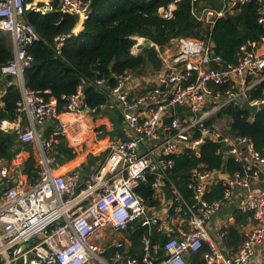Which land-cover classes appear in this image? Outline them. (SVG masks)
Listing matches in <instances>:
<instances>
[{"label":"built area","instance_id":"2783aa9c","mask_svg":"<svg viewBox=\"0 0 264 264\" xmlns=\"http://www.w3.org/2000/svg\"><path fill=\"white\" fill-rule=\"evenodd\" d=\"M181 1L160 7L158 16L171 20ZM190 2L191 16L210 29L218 20L255 3L257 22L264 31V0H220V9H199L197 0ZM25 12L72 14L86 21L90 8L81 0H0V33L12 43V59L0 66V76H11L20 92L16 123L9 128L0 126L15 130L23 143L33 144L38 151L33 184L26 183L21 172L13 180L0 157V264H187L185 255L199 252L204 244L208 247L203 254L205 264H248L256 248L264 244V187L253 189L264 178V153L257 152L250 139L229 134L228 125L217 115L236 106L248 109L253 121L255 113L264 109V36L242 45L230 65H223L216 54L212 57L214 44L209 39L173 38L164 47L143 39L157 53V71L144 77L128 72L116 76L115 86L107 87V103L97 108L84 101L80 88L71 96H62L59 106L57 99H45L25 87L24 74L32 65L28 50L38 40L23 20ZM69 37L56 39L58 53ZM134 40L132 54L140 44L138 38ZM255 90L257 97L252 95ZM112 105L118 106L129 137L110 145L86 181L77 173L55 175L48 150L66 131L58 125L45 139L41 127L57 122L62 113L94 115ZM179 106L183 109L178 113ZM22 116L23 127L19 124ZM206 143L221 145L216 153L239 164L241 172L227 176L197 166L190 173L191 198L187 200L167 180V173L174 156L192 152L199 157ZM149 177L153 178V198L159 202L156 207H150L137 191L149 183ZM216 184L221 185L222 196L208 203L206 197ZM163 186L171 193L168 201ZM235 189L244 192L239 212L250 215L254 224L240 246L224 255L207 223ZM162 206L167 211L163 219L158 215ZM168 222L181 226L171 235ZM134 226L147 230L140 259L127 247ZM153 233H166L168 239L162 245L153 242Z\"/></svg>","mask_w":264,"mask_h":264},{"label":"trees","instance_id":"16d2710c","mask_svg":"<svg viewBox=\"0 0 264 264\" xmlns=\"http://www.w3.org/2000/svg\"><path fill=\"white\" fill-rule=\"evenodd\" d=\"M30 1V0H27ZM89 3L90 14L86 21H81L72 14L50 13L44 16L25 12L23 20L35 31L38 40L29 48L32 57L31 68L25 71V87L41 94L45 99L55 98L59 106L62 96L68 97L82 90L84 101L92 108L105 105L108 101L107 87H114L115 77L125 72L141 75L144 67L153 72L160 68L157 53L149 44L142 46L136 54L131 49L136 44L134 38L164 47L170 40L190 37L198 40H211L214 52L223 65L234 64L239 48L248 41L258 42L264 31L257 22L258 14L255 3H249L233 15L216 22L208 28L195 21L190 14V0L177 4L174 17L163 20L158 16V9L167 6L172 0H81ZM199 9H220V0H197ZM69 35L62 42L59 53L56 50L57 38ZM245 42V43H244ZM12 59V43L8 36L0 33V66ZM104 81L98 85L97 81ZM264 88V83L262 85ZM258 91L252 95L257 97ZM20 100L18 87L13 84L6 89L2 98L4 106L0 108V122L14 121L17 117V103ZM237 110L240 114L236 116ZM257 115V116H256ZM248 109L229 106L217 115L228 125V133L248 138L257 152L264 153V109L255 113L250 121ZM58 126L55 122L53 128ZM47 130V129H46ZM14 138V139H13ZM63 137H60L61 140ZM15 137L4 133L0 126V157L10 163L19 152ZM221 145L206 143L200 147L199 157L192 152H184L173 157V167L167 173V180L173 183L179 192L190 200L188 189L191 170L199 165L213 172H225L232 176L241 172V166L231 159H224L216 151ZM32 160L26 163L22 171L29 177L34 176L30 167ZM180 180V181H179ZM141 185L138 192L144 196L150 207L159 206L154 200L150 184ZM223 189L220 184L213 186L206 197L208 203L219 199ZM172 210L169 212V216ZM147 230L134 226L129 232V251L137 258L141 257V240ZM236 231L229 229L227 239L237 240ZM168 239L164 234L153 233L151 240L161 245ZM206 250L192 254L197 264H204L200 258Z\"/></svg>","mask_w":264,"mask_h":264},{"label":"crops","instance_id":"0c3cea01","mask_svg":"<svg viewBox=\"0 0 264 264\" xmlns=\"http://www.w3.org/2000/svg\"><path fill=\"white\" fill-rule=\"evenodd\" d=\"M138 40L140 42L143 41L141 38H138ZM149 71L150 73L147 75L153 73L151 69ZM13 84L14 80L11 76H0V108L4 106L2 98L6 93V89ZM15 123L16 120L10 122L2 121L0 122V125H6L7 128H9ZM54 123L55 122H48L41 127L43 138L47 139L49 137L50 130H48V128L52 129ZM57 123L64 127L66 132L65 136L61 140H58V144L53 149L48 150V153L52 158L54 173L55 175L61 176H68L77 173L81 181H86L90 175L96 171L102 163L111 144L129 137L127 125L120 115L118 106L115 105H112L111 109L106 108L94 115L84 113L78 115L62 113L60 114ZM19 124L22 127L24 126L25 123L23 116ZM53 128L55 127L53 126ZM1 130L6 134L14 136L15 144H18L16 147H19L18 154L10 163L2 158L10 169L12 179L14 180L18 172L24 174L22 171L25 169L26 163H28L29 160H32L30 167L32 168V173L34 172V176L29 177L24 174L22 179H25V182L28 184L35 183L38 170V151L36 147L31 143H23L19 139V135L15 130ZM260 187H264V178L259 185L253 186V189ZM243 195L244 192L242 190L235 189L228 201L225 202L220 210L211 217L207 223V229L210 236L220 247L224 255L230 254L240 246L244 233L249 231L254 224L250 215L241 214L238 210V205L242 200ZM164 207L165 206H162L158 212L161 219L166 218L167 216V211H165ZM165 225L168 233L171 235L175 232L177 227L181 226L179 223L172 224L169 222L165 223ZM229 229L237 232L239 236L237 240L227 239ZM221 232L224 233V236H221ZM164 235L167 236L166 233H164ZM129 246L130 241L127 237V247L129 248ZM204 246H206V250L200 256L203 261V254L208 250L207 245L204 244ZM191 255L192 254L185 255L184 258L186 263L197 264V262H194L191 258ZM248 264H264V244L256 248L253 257Z\"/></svg>","mask_w":264,"mask_h":264},{"label":"water","instance_id":"95a60500","mask_svg":"<svg viewBox=\"0 0 264 264\" xmlns=\"http://www.w3.org/2000/svg\"><path fill=\"white\" fill-rule=\"evenodd\" d=\"M142 46H143L142 44H139L137 47L140 49V48H142ZM214 56H215V53L212 54V57H214ZM258 90H260V88ZM182 109H183V107L179 106V107H177L176 111L179 113ZM239 114H240V110H237L236 116H238ZM224 159L227 160L229 158H228V156H225ZM224 173L225 172H221V174H224ZM161 189L164 193L165 200H170L171 199L170 191L164 186L161 187Z\"/></svg>","mask_w":264,"mask_h":264},{"label":"rangeland","instance_id":"374dc122","mask_svg":"<svg viewBox=\"0 0 264 264\" xmlns=\"http://www.w3.org/2000/svg\"><path fill=\"white\" fill-rule=\"evenodd\" d=\"M28 2V1H27ZM140 44H142V45H146V43L145 42H140ZM133 51H135V52H138V51H136L135 49H133ZM150 69L148 68V67H144V69H143V72L141 73V75H139V76H146L148 73H150V71H149Z\"/></svg>","mask_w":264,"mask_h":264},{"label":"bare ground","instance_id":"6f19581e","mask_svg":"<svg viewBox=\"0 0 264 264\" xmlns=\"http://www.w3.org/2000/svg\"><path fill=\"white\" fill-rule=\"evenodd\" d=\"M258 16V15H257ZM221 20V19H220ZM219 21V20H218ZM182 37V36H181ZM245 43V42H244ZM259 94V93H258ZM257 116V115H256ZM67 117V116H66ZM66 125V124H65ZM84 125V124H83ZM67 130V129H66ZM76 140V139H75ZM203 165V164H202ZM180 181V180H179Z\"/></svg>","mask_w":264,"mask_h":264}]
</instances>
